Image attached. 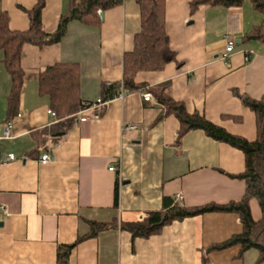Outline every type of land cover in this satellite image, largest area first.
<instances>
[{"label":"crops","instance_id":"crops-1","mask_svg":"<svg viewBox=\"0 0 264 264\" xmlns=\"http://www.w3.org/2000/svg\"><path fill=\"white\" fill-rule=\"evenodd\" d=\"M192 0H164V22L176 60L161 70L138 71L145 87L168 85L172 98L189 113L198 112L228 132L256 137V117L234 90L259 99L264 94V46L245 41L262 20L249 1L240 6L200 5ZM36 0H0L12 30L28 28L26 10ZM70 0H44L42 28L55 30ZM101 11H98V14ZM97 25L68 21L58 43L22 47L23 84L11 137L0 140V264H264L253 248L239 245L207 252L242 231L239 215L207 212L165 225L158 234L132 238L120 221H143L159 210L165 196L185 206L238 201L245 181L231 175L245 167L244 153L193 129L177 142L178 119L160 118L163 107L141 89L103 101V84L120 82L123 55L133 47L140 28L135 0L107 9ZM236 38L227 61L219 58L224 35ZM252 51L250 60L244 51ZM0 50V135L8 119L11 77ZM56 63H76L79 96L90 102L72 115L71 126L58 136L59 119L48 113V97L39 93V73ZM141 91L153 99L144 101ZM53 111V110H52ZM133 128H126L131 127ZM125 128V129H124ZM59 133V132H57ZM49 152L52 161L38 157ZM114 166L115 170H109ZM177 197H180L179 199ZM254 220L258 201L249 202ZM90 221L117 226L85 237ZM79 241L59 263L58 253Z\"/></svg>","mask_w":264,"mask_h":264},{"label":"trees","instance_id":"trees-1","mask_svg":"<svg viewBox=\"0 0 264 264\" xmlns=\"http://www.w3.org/2000/svg\"><path fill=\"white\" fill-rule=\"evenodd\" d=\"M140 12V28L134 35L133 47L123 55V74L120 82L103 84L101 99L103 101L115 97L123 87L128 92L145 89L154 96L163 107L160 118L172 114L179 121L177 142L181 136L193 129L203 130L214 140L226 142L244 153V170L231 175L245 181V192L238 201L227 203H206L198 206H185L177 203L172 197L165 196L159 210L149 213L144 221H120L119 227L130 232L132 238L149 237L158 234L162 228L187 217L203 215L207 212H233L239 215L242 231L227 240L209 246L207 252L221 250L239 245L241 253L248 249L257 251L256 263L264 261V94L252 98L234 90V94L242 104L252 110L256 117V137L253 140L232 134L224 127L210 121L198 112L189 113L184 104L172 98L168 85L145 87L136 83L134 76L138 71L161 70L167 63L176 60L175 52L170 48L164 22V0H135ZM249 1L254 10L262 15L261 22L243 40H255L264 46V0H192L190 11L200 5H219L224 7L240 6ZM123 0H70L68 12L59 17L56 28L47 32L42 28V10L44 0H36L35 5L26 10L28 28L12 30L8 26V15L0 11V50L3 51V62L11 77L10 93L7 97V116L12 119L18 114L20 91L23 84V70L20 65L22 47L32 44L38 47L55 44L60 41L66 31L68 21L77 19L86 24L97 25L101 22L98 11H105L118 6ZM39 93L48 97L51 110L59 119L53 127V133L66 132L71 126L76 112L83 110L90 102L83 101L79 96V71L76 63H56L45 67L38 77ZM252 198L258 201L261 217L254 220L249 202ZM90 231L83 237H93L98 232L116 227L117 222L90 221ZM67 244L58 253V262H66L70 250L83 239ZM206 259L202 264H205Z\"/></svg>","mask_w":264,"mask_h":264},{"label":"built area","instance_id":"built-area-1","mask_svg":"<svg viewBox=\"0 0 264 264\" xmlns=\"http://www.w3.org/2000/svg\"><path fill=\"white\" fill-rule=\"evenodd\" d=\"M235 45H236V38L229 33L225 34L224 35V46H223L222 51L219 54V58L223 61H227L229 56L233 52ZM251 55H252V51H249V50L244 51V59L246 61L250 60ZM127 92H128L127 90H125L123 87H121V89L118 92V94L116 95V97H122ZM141 93H142V98L144 101H151L153 99L152 95L149 92L141 91ZM48 113H50L52 116H55V112L52 111L51 109H48ZM126 128H133V126L126 127ZM11 129H12V121L7 119L3 123V130H2V134L0 135V140L4 139V138L11 137ZM14 159H16V156L13 153H8L6 155H3L0 158V161H3V162L4 161H12ZM38 161L41 164L49 163L52 161V155L49 152L41 153L38 157ZM109 170L113 171V170H115V167L110 166ZM177 198L179 199L180 197H177ZM139 220L143 221V218L141 217Z\"/></svg>","mask_w":264,"mask_h":264},{"label":"water","instance_id":"water-1","mask_svg":"<svg viewBox=\"0 0 264 264\" xmlns=\"http://www.w3.org/2000/svg\"><path fill=\"white\" fill-rule=\"evenodd\" d=\"M99 15L102 17V16H103V12H102V11L99 12ZM62 134H63L62 132L56 133V135H58V136H60V135H62Z\"/></svg>","mask_w":264,"mask_h":264}]
</instances>
